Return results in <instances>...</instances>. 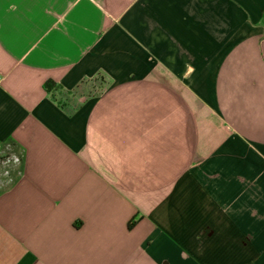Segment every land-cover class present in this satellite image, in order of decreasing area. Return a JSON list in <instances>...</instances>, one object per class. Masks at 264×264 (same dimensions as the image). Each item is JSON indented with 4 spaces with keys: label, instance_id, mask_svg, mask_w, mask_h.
Segmentation results:
<instances>
[{
    "label": "crops",
    "instance_id": "obj_1",
    "mask_svg": "<svg viewBox=\"0 0 264 264\" xmlns=\"http://www.w3.org/2000/svg\"><path fill=\"white\" fill-rule=\"evenodd\" d=\"M6 151L0 264H264V0H0Z\"/></svg>",
    "mask_w": 264,
    "mask_h": 264
},
{
    "label": "built area",
    "instance_id": "obj_2",
    "mask_svg": "<svg viewBox=\"0 0 264 264\" xmlns=\"http://www.w3.org/2000/svg\"><path fill=\"white\" fill-rule=\"evenodd\" d=\"M20 162L19 155L12 151H6L0 155V181L11 179V169Z\"/></svg>",
    "mask_w": 264,
    "mask_h": 264
},
{
    "label": "trees",
    "instance_id": "obj_3",
    "mask_svg": "<svg viewBox=\"0 0 264 264\" xmlns=\"http://www.w3.org/2000/svg\"><path fill=\"white\" fill-rule=\"evenodd\" d=\"M54 86L55 85L52 82H46L45 83V88H46L47 91H50L51 88H54Z\"/></svg>",
    "mask_w": 264,
    "mask_h": 264
},
{
    "label": "rangeland",
    "instance_id": "obj_4",
    "mask_svg": "<svg viewBox=\"0 0 264 264\" xmlns=\"http://www.w3.org/2000/svg\"><path fill=\"white\" fill-rule=\"evenodd\" d=\"M99 80V79H98Z\"/></svg>",
    "mask_w": 264,
    "mask_h": 264
}]
</instances>
